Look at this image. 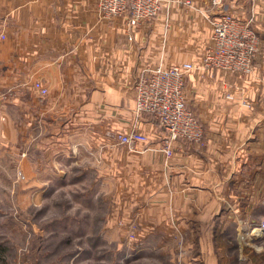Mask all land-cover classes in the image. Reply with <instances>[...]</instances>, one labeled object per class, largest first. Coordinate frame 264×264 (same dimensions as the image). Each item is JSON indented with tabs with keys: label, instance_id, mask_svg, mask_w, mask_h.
<instances>
[{
	"label": "crops",
	"instance_id": "obj_1",
	"mask_svg": "<svg viewBox=\"0 0 264 264\" xmlns=\"http://www.w3.org/2000/svg\"><path fill=\"white\" fill-rule=\"evenodd\" d=\"M223 9L251 21L261 39L250 75L206 73L207 45L182 48L188 33L212 35L207 22L192 21L195 11L182 14L164 52L157 21L130 40L125 19L103 18L97 0H0V145L22 143L29 179L44 176L42 163L68 162L77 177L118 180L121 209L138 218L137 241L168 244L152 264H264V248L245 251L237 237L239 219H264V0H224ZM188 61L195 69L186 99L207 144L174 142L166 159L158 124L136 120L133 86L151 66ZM37 80L47 96L34 88ZM136 124L149 143L131 153L110 134Z\"/></svg>",
	"mask_w": 264,
	"mask_h": 264
},
{
	"label": "rangeland",
	"instance_id": "obj_2",
	"mask_svg": "<svg viewBox=\"0 0 264 264\" xmlns=\"http://www.w3.org/2000/svg\"><path fill=\"white\" fill-rule=\"evenodd\" d=\"M188 1L191 4H187ZM201 2L202 6L192 0H174L151 21H157L160 26L164 52L170 32L189 10L199 13L197 20L192 21L207 22L212 34L208 5L205 0ZM175 8L181 11L179 16L173 12ZM187 18L186 21L191 17ZM212 36L200 28L197 35L183 36L182 48L195 50L194 43L206 44L208 48ZM110 136L114 140L112 133ZM14 146L0 145V264H152V257L169 250L168 244L137 241L138 218L134 214L130 218L133 212L121 209L116 196L118 180L112 179L110 185H104L103 180L87 177L91 173L77 177L74 165L68 166V162H64L63 167L42 163L44 176L29 179L22 167L24 147L21 142ZM161 148L160 142L158 150L164 154ZM32 155L44 160V153L35 151ZM261 204L264 205L262 200ZM250 220L255 224L264 222L262 218ZM122 231L126 232L127 239L123 238ZM248 231L245 226L242 229L237 225V236L246 235ZM248 236L239 247H244L245 251L264 248V233L251 237V241ZM176 245L181 250L183 244ZM179 249H174V253H180Z\"/></svg>",
	"mask_w": 264,
	"mask_h": 264
},
{
	"label": "built area",
	"instance_id": "obj_3",
	"mask_svg": "<svg viewBox=\"0 0 264 264\" xmlns=\"http://www.w3.org/2000/svg\"><path fill=\"white\" fill-rule=\"evenodd\" d=\"M252 1V0H251ZM174 0H97L98 10L108 20L124 18L127 28L132 31L155 20ZM187 4H191L186 2ZM207 14L212 25L211 45L206 49L201 68L213 73L225 71L238 75L253 72L254 62L261 51V39L252 27L251 21L239 20L223 9L224 0H205ZM2 38H5L3 35ZM195 69L192 63L174 64L169 67L158 65L147 68L133 86L134 115L137 122L145 117L152 118L161 130V150L167 159L173 155L174 142H187L201 147L206 145L203 126L196 114L189 109L186 99V78ZM34 88L42 96L48 95V88L40 81ZM227 98L234 100L231 95ZM138 124V123H137ZM137 124L129 132L113 135L114 140L131 152H138L149 138L140 132ZM262 203L264 204V195ZM248 234L237 237L245 242L250 237L264 233V222L255 224L249 220H238ZM248 244V242H247Z\"/></svg>",
	"mask_w": 264,
	"mask_h": 264
}]
</instances>
